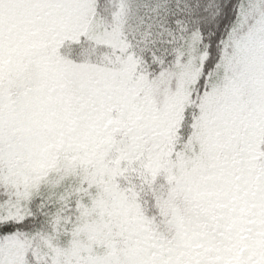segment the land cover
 Segmentation results:
<instances>
[{"label": "snow or ice", "instance_id": "snow-or-ice-1", "mask_svg": "<svg viewBox=\"0 0 264 264\" xmlns=\"http://www.w3.org/2000/svg\"><path fill=\"white\" fill-rule=\"evenodd\" d=\"M0 264H264V0H0Z\"/></svg>", "mask_w": 264, "mask_h": 264}]
</instances>
